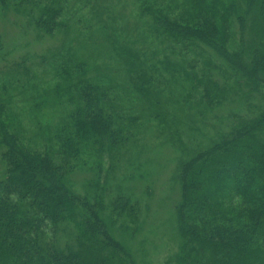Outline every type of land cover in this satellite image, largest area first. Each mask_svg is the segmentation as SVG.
<instances>
[{
	"label": "trees",
	"instance_id": "obj_1",
	"mask_svg": "<svg viewBox=\"0 0 264 264\" xmlns=\"http://www.w3.org/2000/svg\"><path fill=\"white\" fill-rule=\"evenodd\" d=\"M142 2L156 26L154 36L164 37L171 52L164 51L160 66L148 68L131 48L119 50L122 59L131 61L129 87L123 88L126 97L116 98L112 84L105 86L91 76L85 63L63 55L65 45L54 55H60L61 63H53L57 80L53 102L62 106L67 98L72 106L68 122L53 138L57 151L51 153L47 146L44 153L26 148L1 121L0 108V146L5 150L1 158L7 167L0 180V264L137 263L112 234L115 225L135 224L141 214L137 201L121 187L114 189L121 184H116L119 168L114 163L136 141L133 130L139 123L125 118V105L133 106L134 97L140 104L143 100L157 109L156 118L165 125L164 105L173 94L169 91L167 103H162L159 85L166 82L170 88L175 81L183 90L180 105L205 103L206 111L213 113L228 100L244 104L248 112L233 113L231 129L214 127L218 132L210 145L179 160L173 182L180 193L174 209L180 242L167 264H264V0H183L184 11L178 15L163 11L156 0ZM67 3L0 0V9L24 18L38 37L51 38L68 35L72 27ZM96 7L94 20L101 33L108 41L118 40L119 35L109 31L112 13ZM236 30L237 51L229 48L236 42ZM189 49L200 57L205 53L217 58L225 67L224 76L233 79L234 90L221 89L208 59L204 79L183 58L172 61L176 53ZM162 72L168 75L163 82L154 76L162 79ZM201 86L204 91L198 96ZM193 98L199 101L193 103ZM106 155L110 165L104 173ZM77 170L97 178L85 195L76 193L69 178Z\"/></svg>",
	"mask_w": 264,
	"mask_h": 264
},
{
	"label": "rangeland",
	"instance_id": "obj_2",
	"mask_svg": "<svg viewBox=\"0 0 264 264\" xmlns=\"http://www.w3.org/2000/svg\"><path fill=\"white\" fill-rule=\"evenodd\" d=\"M96 2L97 7L92 6ZM156 2L163 11H175V15L184 11L183 0ZM175 2L177 6L174 5ZM67 4L70 17L74 19L70 21L72 27L69 28L68 35L59 33L51 38L38 37L34 29L27 26L24 18L0 9L1 121L8 123L11 132L17 135L26 148L41 153L46 151V146L50 148L51 153L57 151L58 147L53 138L59 128L68 122L72 110L67 98L62 106L53 102L52 90L57 85L53 63H61L60 55H54L62 45H65L66 49L63 55L67 57L69 54L85 63L91 76L104 82L105 86L112 84L111 91L116 98L127 96L123 88L129 87L127 74L131 62L122 59L119 50L131 48L139 55L143 65L148 62V68L150 64L159 65L164 54H167L164 51L171 52L164 42V37L154 36L156 26L152 25L151 15L142 0H93L92 3L87 0H68ZM95 7L99 11L107 8L112 13L111 19L108 18L109 31L117 33L118 40L112 42L114 37H111L108 41L101 33L100 24L94 20ZM236 32V42H230L229 48L237 51L240 35L238 30ZM190 51L176 53L172 61L176 63L183 58L187 63L190 62L198 77L204 79L208 73L204 60L208 59V63L214 64L216 70L212 71L213 78L220 84L221 89L234 90L233 79L224 76L225 67L217 58L205 53V56L200 57L196 50ZM185 67L191 72L190 67ZM142 73L140 78L144 76ZM154 76L162 82L168 79V75L163 72L162 79L156 76V73ZM175 82L170 88L166 82L159 85V91L164 92L162 103H167L165 101L169 91L173 94V98L164 105V116L161 119L167 123L165 125L160 124L156 118L157 109L149 107L143 100L140 104L134 97L133 106L125 105V118L136 119L139 123L133 130L136 141L123 154L121 160L114 163L115 166L117 163L119 168L114 173V178L118 181L116 184L121 183L115 185L114 189L118 191L121 187L125 194L137 201L141 214L135 224L115 225L112 234L133 253L136 264H167L169 258L178 251L180 241L176 235L174 209L180 193L173 178L179 160L186 158L185 156L190 157L196 148L210 145L218 132L214 127L221 128L223 132L231 129L236 121L232 119L233 113L245 115L244 113L248 112L242 106L244 104H233L228 100L222 107H214L213 113L206 111L205 103L202 107L194 104L186 106L182 102L180 105L179 98L183 90L181 86L176 87L179 82ZM201 87L199 93H196L198 96L204 91V87ZM228 98L229 96L226 99ZM192 101L197 103L199 100L193 98ZM256 102L255 100L253 104ZM204 136L208 138L205 140ZM4 151L0 146V180L7 169L1 158ZM109 165L110 161L106 155L104 173ZM141 175H145L143 180ZM69 178L74 183L78 195L88 193L91 189L89 187L94 185L92 181L97 179L94 174L83 170L75 171ZM104 183L105 180H102V184Z\"/></svg>",
	"mask_w": 264,
	"mask_h": 264
}]
</instances>
